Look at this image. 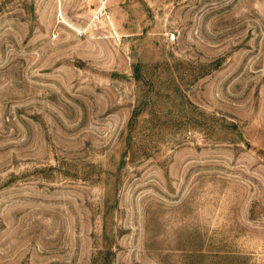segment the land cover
Returning <instances> with one entry per match:
<instances>
[{
    "label": "rangeland",
    "instance_id": "rangeland-1",
    "mask_svg": "<svg viewBox=\"0 0 264 264\" xmlns=\"http://www.w3.org/2000/svg\"><path fill=\"white\" fill-rule=\"evenodd\" d=\"M0 264H264V0H0Z\"/></svg>",
    "mask_w": 264,
    "mask_h": 264
}]
</instances>
